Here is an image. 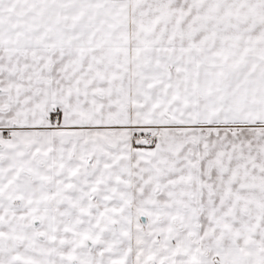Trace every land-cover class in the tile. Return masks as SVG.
Returning <instances> with one entry per match:
<instances>
[{
    "label": "snow or ice",
    "instance_id": "obj_1",
    "mask_svg": "<svg viewBox=\"0 0 264 264\" xmlns=\"http://www.w3.org/2000/svg\"><path fill=\"white\" fill-rule=\"evenodd\" d=\"M0 264H264V0H0Z\"/></svg>",
    "mask_w": 264,
    "mask_h": 264
}]
</instances>
